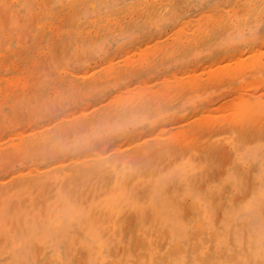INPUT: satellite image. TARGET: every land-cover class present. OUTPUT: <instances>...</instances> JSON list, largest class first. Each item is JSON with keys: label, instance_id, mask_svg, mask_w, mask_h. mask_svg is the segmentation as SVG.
Returning <instances> with one entry per match:
<instances>
[{"label": "rangeland", "instance_id": "1", "mask_svg": "<svg viewBox=\"0 0 264 264\" xmlns=\"http://www.w3.org/2000/svg\"><path fill=\"white\" fill-rule=\"evenodd\" d=\"M262 44L264 0H0V264H85L94 226L110 238L103 264H166L175 244L185 264L252 256L264 239L252 234L264 221V111L238 101L264 92L252 88L264 59L237 64ZM140 91L146 100L121 104ZM189 125L196 134H175ZM65 202L86 219L54 244ZM132 240L144 259L125 257Z\"/></svg>", "mask_w": 264, "mask_h": 264}, {"label": "bare ground", "instance_id": "2", "mask_svg": "<svg viewBox=\"0 0 264 264\" xmlns=\"http://www.w3.org/2000/svg\"><path fill=\"white\" fill-rule=\"evenodd\" d=\"M55 1V0H54ZM77 1V0H76ZM225 2V1H224ZM19 3V2H18ZM87 4V3H86ZM82 5V4H81ZM150 5V4H149ZM253 5V4H252ZM90 7V6H89ZM61 8V7H60ZM160 8V7H159ZM260 8V7H259ZM166 10V9H165ZM258 10V9H257ZM88 11V10H87ZM153 11V10H152ZM150 12V11H149ZM73 13V12H72ZM155 13V12H154ZM199 14V13H198ZM235 14V13H234ZM114 15V14H113ZM246 15V14H245ZM55 17V16H54ZM60 17V16H59ZM99 17V16H98ZM100 18V17H99ZM113 18V17H112ZM51 20V19H50ZM54 20V19H53ZM90 20V19H89ZM219 21V20H218ZM51 22V21H50ZM90 22V21H89ZM184 24V23H183ZM190 24H191V22H190ZM126 26V25H125ZM185 26V25H184ZM82 27V26H81ZM99 27V26H98ZM195 27V26H194ZM116 28V27H115ZM113 29V28H112ZM205 30V29H204ZM111 31V30H110ZM200 31V30H199ZM206 31V30H205ZM106 32V31H105ZM109 33V32H108ZM194 34V33H193ZM186 35V34H185ZM200 36V35H199ZM82 38V37H81ZM173 40V39H172ZM145 43V42H144ZM191 43V42H190ZM56 45V44H55ZM139 46V45H138ZM259 47L258 48H260V45H258ZM51 47V46H50ZM186 47V46H185ZM256 47V49H257V46H255ZM254 47V48H255ZM262 47H264V44H262ZM132 51V50H131ZM247 51H249V49H247ZM253 51H255L256 53H254L253 54V56H255V57H253V58H251V56H250V58L251 59H249V60H246V61H244V62H240L239 61V63L237 64V67H238V69H240V72H241V70L244 68V69H246V67H252V68H256V66L260 63V59H264V58H261L262 56H264V51H262L261 52V50L260 51H258V49H257V51L256 50H253ZM140 53V52H139ZM237 54V53H236ZM113 55V54H112ZM250 55V54H249ZM111 56V55H110ZM119 57V56H118ZM221 57V56H220ZM236 57H238V56H236ZM164 58V57H163ZM229 58V57H228ZM157 59V58H156ZM227 59V58H226ZM233 59V58H232ZM237 59H239V58H237ZM246 59V58H245ZM153 60V59H152ZM160 60V59H159ZM244 60V59H243ZM242 60V61H243ZM113 61V60H112ZM151 61V60H150ZM262 61H264V60H262ZM128 62V61H127ZM200 62V61H199ZM107 63V62H106ZM127 64V63H126ZM142 64V63H141ZM208 64V63H207ZM206 64V65H207ZM215 64V63H214ZM261 64H264V63H261ZM209 65V64H208ZM250 65V66H249ZM260 65V64H259ZM258 65V66H259ZM210 66H212V65H210ZM209 66V67H210ZM123 67V66H122ZM202 67V66H201ZM261 68H264V66H260ZM130 68V67H129ZM248 68V69H249ZM191 69V68H190ZM195 69V68H194ZM209 69V68H208ZM235 68H233L232 70H234ZM237 69V70H238ZM173 70V69H172ZM171 70V71H172ZM191 70H193V69H191ZM224 70V69H223ZM116 71V70H115ZM190 71V70H189ZM188 71V72H189ZM194 71H196V70H194ZM204 71V70H203ZM228 71H230V70H228ZM234 71H236V70H234ZM247 71V70H246ZM255 71V70H254ZM253 71V72H254ZM126 72V71H125ZM184 72V71H183ZM200 72V71H199ZM237 72V76L240 74V73H238L239 71H236ZM243 72V71H242ZM241 72V73H242ZM245 72V71H244ZM252 72V71H251ZM172 73V72H171ZM184 73H187V72H184ZM191 73V72H190ZM193 73V72H192ZM213 74H210V77L209 78H214V77H218V76H220V75H222V70H221V68H218V69H216V70H214V72H212ZM249 73V72H248ZM116 74V73H115ZM174 74V73H173ZM181 74V73H180ZM195 74V73H194ZM226 74V73H225ZM250 74H252V73H250ZM105 75V74H104ZM216 75H218V76H216ZM112 76V75H111ZM116 76V75H115ZM119 76V75H118ZM235 77H237L236 76V74L234 75ZM233 76V77H234ZM109 77V76H108ZM148 77V76H147ZM174 77V76H173ZM172 77V78H173ZM234 77V78H235ZM262 77H264V76H262ZM260 78H261V76H260ZM156 79H158V78H156ZM162 79V78H161ZM218 79V78H217ZM233 79V78H232ZM249 78H247V80H248ZM259 79V78H258ZM142 80H143V78H142ZM231 80V79H230ZM246 80V81H247ZM251 81V80H250ZM259 81V80H258ZM149 82V81H148ZM156 82V81H155ZM216 82H217V80H216ZM249 82V81H248ZM33 83H34V81H33ZM142 83H143V81H142ZM255 83H258V82H255ZM128 84V83H127ZM137 84V83H136ZM133 85H134V83H133ZM140 85V84H139ZM239 85V84H238ZM45 87V86H44ZM137 87V86H136ZM234 87V86H233ZM233 87H231V89L233 88ZM238 88L240 87H242L241 89H243V85L241 86H237ZM128 88V87H127ZM161 88V87H160ZM252 88H253V90L254 91H259L260 92V90L261 89H264V79H262L261 81H259V83L257 84V85H255V86H252ZM136 89V88H135ZM178 89V88H177ZM176 89V90H177ZM235 89V88H234ZM224 90V89H223ZM244 90V89H243ZM243 90H241V91H243ZM247 90V89H246ZM246 90H244V91H246ZM55 91V90H54ZM225 91H227V90H225ZM237 91V90H236ZM164 92V91H163ZM169 92V91H168ZM228 93H229V91H227ZM231 92V91H230ZM239 92V91H238ZM247 92H249V91H247ZM165 93V92H164ZM249 93H251V92H249ZM248 93V94H249ZM255 93V92H254ZM258 93V92H257ZM222 94H224L225 95V93L223 92H221V93H218L217 95H214V94H210V95H208L209 97L208 98H211L213 95L214 96H221ZM235 94V93H234ZM237 95H238V93H236ZM243 95H245L244 93L242 94V96ZM110 96V95H109ZM112 96V95H111ZM227 96V95H226ZM240 97H241V95H239ZM248 96V95H247ZM233 97V96H232ZM238 97V96H237ZM145 98H148V96H147V93L146 92H143V91H140V93H138V94H136V96H133L132 98H130L129 99V101L128 100H124V99H122V103L121 102H119V103H121L122 105L123 104H127L128 105V103H136L137 101H139V102H141L142 100H144ZM208 98H206V99H208ZM213 98H215V97H213ZM220 98V97H219ZM233 98H235V97H233ZM253 100H251L250 99V101L249 100H247V99H241L240 101H238V102H241V106H242V112H244V114H247V112H249V111H251V112H255L256 113V111H264V92H260V94L259 95H257V96H253ZM165 99V98H164ZM141 100V101H140ZM146 100V99H145ZM219 101V100H218ZM139 102H137V103H139ZM143 102V101H142ZM136 103V104H137ZM120 104V105H121ZM151 104H153V103H151ZM217 104V103H216ZM221 104H222V102H221ZM235 104L237 105V104H239V103H237V102H235ZM121 105V106H122ZM134 105V104H133ZM155 105V104H154ZM217 105H219V106H217V109H219V111H220V109H221V111H222V108L224 107V106H222V105H220V104H217ZM227 105V104H226ZM225 105V106H226ZM235 105V106H236ZM124 106V105H123ZM209 106H210V104H209ZM238 106V105H237ZM159 107V106H158ZM205 108V107H204ZM211 108H213V107H211ZM216 108V107H215ZM214 108V109H215ZM154 109H156V108H154ZM206 109V108H205ZM224 109V108H223ZM201 110V109H200ZM199 110V111H200ZM212 110V109H211ZM237 110V109H236ZM235 110V111H236ZM157 111V110H156ZM224 111L225 110H223V113H224ZM227 111H228V109H227ZM82 112V111H81ZM155 112V111H154ZM209 112H210V110H209ZM241 111H240V109H239V112L237 113V114H241L242 113ZM63 113V112H62ZM70 114H71V112H69ZM205 113V112H204ZM236 113V112H235ZM118 114V113H117ZM177 114V113H176ZM199 114V113H198ZM249 114H251V113H249ZM257 114V113H256ZM64 115H66V114H64ZM151 115V114H150ZM231 115V114H230ZM258 115V114H257ZM73 116H74V114H73ZM200 116H201V114H200ZM222 117H224V116H222ZM237 117V116H236ZM256 117V116H255ZM254 117V118H255ZM204 118V117H203ZM238 118H242V117H238ZM237 118V119H238ZM253 118V119H254ZM222 119V118H221ZM220 119V120H221ZM224 119V118H223ZM228 119H229V115H228ZM231 119H232V121L233 120H235L234 121V123H232V121H231ZM252 119V120H253ZM57 120V119H56ZM86 120V119H85ZM204 120V119H203ZM202 120V121H203ZM218 120V119H217ZM216 120V121H217ZM220 120H219V122H220ZM230 121H231V123L233 124V126H234V128H235V125H237L236 123H237V121L239 120H236L235 119V116H234V118H232V117H230V119H229ZM208 121V120H207ZM223 121V120H222ZM221 121V122H222ZM209 122H212V121H209ZM219 122H218V124H219ZM229 122V121H228ZM243 122H245V121H243ZM206 122H202V123H200V124H198V127H200L201 128V126H203L204 127V124H205ZM226 123V122H225ZM241 123V121L240 122H238V125H237V127L239 126V124ZM250 123V122H249ZM249 123L247 124L248 126H249ZM169 124V123H168ZM230 124V123H229ZM242 124H245V123H242ZM194 125V124H193ZM196 125V124H195ZM250 125H251V123H250ZM258 125V124H257ZM47 126V125H46ZM82 126V125H81ZM208 126H210V125H208ZM214 126V125H213ZM230 126H232L231 124H230ZM229 126V127H230ZM248 126H246L247 127V129H248ZM189 127V128H188ZM187 128H181V130H178L177 132H175V134L176 135H178V134H181V133H185V134H189V133H191V134H196L195 132L194 133H192V132H189L190 131V127H192V126H188ZM196 127H197V125H196ZM202 127V128H203ZM222 127V126H221ZM224 127H225V125H224ZM227 127H228V125H227ZM254 127V126H253ZM23 128V127H22ZM32 128V127H31ZM70 128V127H69ZM195 128V127H194ZM202 128H201V130H202ZM213 128V127H212ZM219 128V127H218ZM234 128H232V129H234ZM255 128V127H254ZM35 129V128H34ZM61 129V128H60ZM197 128H195V130H196ZM205 129V128H204ZM207 129V128H206ZM222 129V128H221ZM229 129V128H228ZM227 128H226V130H228ZM235 129H237V128H235ZM69 130V129H68ZM158 130V129H157ZM191 130H193V129H191ZM210 130V129H209ZM212 130V129H211ZM223 130H224V128H223ZM225 130V131H226ZM25 131V130H24ZM176 131V130H175ZM216 131V130H215ZM218 131V130H217ZM239 131V130H238ZM237 131V132H238ZM240 131H241V129H240ZM245 131H247V130H245ZM250 130H248V132H249ZM141 132V131H140ZM196 132H199V131H196ZM219 132V131H218ZM248 132L246 133V135L248 134ZM229 133V132H228ZM257 133V132H256ZM147 134V133H146ZM155 134V133H154ZM153 134V135H154ZM157 134V133H156ZM190 134V135H191ZM206 134V133H205ZM239 134V132L237 133V135ZM242 134H243V132H242ZM141 135V134H140ZM139 135V136H140ZM190 135H188V136H190ZM15 136V135H14ZM192 136V135H191ZM190 136V137H191ZM177 136H175L174 138H176ZM186 137V136H185ZM184 137V138H185ZM187 138V137H186ZM185 138V139H186ZM135 139V138H134ZM137 139V138H136ZM178 139V138H177ZM184 140V139H183ZM186 141V140H185ZM123 142V141H122ZM129 142H131V141H129ZM129 142H128V144H129ZM173 142V141H172ZM117 143V142H116ZM181 143H182V141H181ZM126 144H127V141H126ZM165 144V143H164ZM204 144V143H203ZM125 145V144H124ZM116 146H118V145H116ZM126 146V145H125ZM135 146V145H134ZM203 146V145H202ZM136 147V146H135ZM137 147H139V146H137ZM136 147V148H137ZM201 147V146H200ZM110 148V147H109ZM119 148H120V145H119ZM144 148V147H143ZM177 148V147H176ZM186 148V147H185ZM206 148V147H205ZM209 148H210V146H209ZM101 149V148H100ZM113 149V148H112ZM134 149V148H133ZM138 149V148H137ZM157 149V148H156ZM202 149V148H201ZM207 149V148H206ZM102 150V149H101ZM104 150V149H103ZM115 150V149H114ZM143 150H145V149H143ZM183 150V149H182ZM204 150V149H203ZM213 150V149H212ZM214 150H216L215 148H214ZM100 151V150H99ZM109 151H111V150H109ZM129 151V150H128ZM133 151V150H132ZM134 151H137V150H135L134 149ZM146 151V150H145ZM208 151V150H207ZM206 151V152H207ZM87 152V151H86ZM96 152H98V151H96ZM127 152V151H126ZM138 152V151H137ZM210 151H208V153H209ZM221 152V151H220ZM99 153V152H98ZM123 153V152H122ZM125 153V152H124ZM127 153H129V152H127ZM136 153V152H135ZM207 153V154H208ZM213 153V152H212ZM211 153V154H212ZM224 153V152H223ZM97 154V153H96ZM99 154H101V153H99ZM98 154V155H99ZM113 154V153H112ZM118 154V153H117ZM219 154V153H218ZM217 154V155H218ZM222 154V153H221ZM220 154V155H221ZM229 153H227L225 156H227ZM91 155V154H90ZM102 155V154H101ZM205 155H206V153H205ZM210 155V154H209ZM208 155V156H209ZM230 155V154H229ZM83 156V155H82ZM95 156V155H94ZM120 156H122V158L123 159H126L127 158V155L125 154V155H121L120 154ZM221 156H223V155H221ZM85 157V156H84ZM88 157V156H87ZM98 157V156H97ZM224 157V156H223ZM217 158V157H216ZM119 159V158H118ZM112 160H114V159H112ZM120 160V159H119ZM59 161V160H58ZM122 161V160H121ZM171 162V161H170ZM59 163V162H58ZM92 164V163H91ZM238 164V163H237ZM85 166L87 165L86 163L84 164ZM83 165V166H84ZM167 165V164H166ZM79 166H81V165H79ZM239 166V165H238ZM34 167V166H33ZM77 167V166H76ZM233 167H235V166H233ZM73 168H75V167H73ZM78 168H80V167H78ZM83 168V167H82ZM87 168V167H86ZM106 168V167H105ZM81 169V168H80ZM91 169V168H90ZM72 170V169H71ZM79 170V169H78ZM80 171H82V169L80 170ZM73 172H75V170L73 171ZM208 174V173H207ZM237 174H238V172H237ZM94 175V174H93ZM68 178L70 179L71 177H69L68 176ZM67 177H61V178H59L60 180H62V185H65V186H67L69 189H70V187H69V185L71 184V180L72 179H68ZM210 178V177H209ZM243 183V182H242ZM200 184V183H199ZM249 184V183H248ZM65 186H63V187H65ZM197 186H199V185H197ZM92 188V187H91ZM144 189V188H143ZM253 190H254V187H253ZM139 193V192H138ZM144 193V192H143ZM146 193V192H145ZM167 193V192H166ZM206 193V192H205ZM254 193V192H253ZM208 196V195H207ZM211 197V196H210ZM240 198V197H239ZM214 199V198H213ZM236 199V198H235ZM193 202V201H192ZM196 204V203H195ZM187 205V204H186ZM193 205V204H192ZM184 206V205H183ZM64 208L63 209H61V210H58L59 212V214L56 216V217H54V219H52L53 221L51 222L52 224H50L49 225V227H48V229H50V228H57V230H58V232H56V233H54L53 234V236H52V241H54L53 243L55 244L56 242H57V236L59 237V238H68V239H70L69 237V235L67 234V233H65L64 232V230H63V226L65 225V224H73L75 227H81L82 226V224L84 223V221H85V219H86V212H85V210H83L82 209V207H79V206H77V205H75V204H73L72 202H65V204H64V206H63ZM188 207V206H187ZM236 207V206H235ZM186 208V207H185ZM217 208V207H216ZM228 210V209H227ZM189 211V210H188ZM187 211V212H188ZM262 212H264V211H262ZM55 213V212H54ZM130 213V212H129ZM185 213V212H184ZM185 214H187V213H185ZM129 215V214H128ZM131 215V214H130ZM149 215V214H148ZM147 215V216H148ZM186 216V215H185ZM189 216V215H188ZM129 217V216H128ZM130 218H132V217H130ZM192 218V217H191ZM191 218H189V219H191ZM118 220V219H117ZM185 222V221H184ZM127 223V222H126ZM231 228V227H230ZM252 228H254L253 230L254 231H252V234H255V235H258V234H262V233H264V221H262V220H258L257 218H256V220H254L253 221V223H252ZM127 229V228H126ZM130 229V228H129ZM132 229V228H131ZM195 230V229H194ZM230 230V229H229ZM130 231V230H129ZM190 231V230H189ZM188 231V232H189ZM166 232V231H165ZM195 232H197V233H199L198 232V230L197 231H195ZM231 232V231H230ZM234 232V231H233ZM77 233V232H76ZM191 233V232H190ZM196 233V234H197ZM56 234H57V236H56ZM167 235V234H166ZM188 235V234H187ZM63 236V237H62ZM197 236V235H196ZM90 237H91V240H92V243H91V246H90V252H89V257H88V261H85V264H96V263H105V261L106 260H108V257H109V250H108V246H110V238H109V236L108 235H105V232L104 231H102V229H101V227H97V226H94V227H91L90 228ZM193 237V236H192ZM138 238V237H137ZM190 238V237H189ZM188 238V239H189ZM214 238V237H213ZM230 238H231V236H230ZM253 238V237H252ZM133 239V238H132ZM194 239V238H193ZM138 240V239H137ZM140 240V239H139ZM242 241V240H241ZM243 242V241H242ZM197 243V242H196ZM53 244V245H54ZM115 244V243H114ZM136 244H137V242H134V240H132V241H130V243H129V248H131L130 250H129V252L125 255V257L126 256H128V255H130L131 257H132V259H129V258H127V260L128 261H132V262H134V261H136V260H138V259H144V255H143V253L142 252H138V253H134V251H133V249H132V247L134 246H136ZM198 244V243H197ZM210 245V244H209ZM66 246V245H65ZM64 246V247H65ZM162 246H163V244H162ZM169 246H171V245H169ZM198 246V245H197ZM133 247V248H134ZM142 247V246H141ZM197 248V247H196ZM248 248H250V247H248ZM38 249V248H37ZM123 249V252L125 251L124 250V248H122ZM188 249H189V247H188ZM194 249H195V247H194ZM192 250V249H191ZM251 250H252V256H250V257H248L247 255H245V254H242V253H237L238 254V256L240 257V258H234V256L233 257H230V259H229V255L230 254H227L228 256H227V258H228V262L227 263H221V264H264V239H262V237L261 238H255V240H254V242H253V244H252V247H251ZM38 251V250H37ZM76 251V250H75ZM119 251V250H118ZM167 251H169V250H167ZM181 251V250H180ZM179 251V247L175 244L173 247H172V249H170V253L169 254H167L165 257H164V259H162L163 261H165V263L166 264H185V263H182V261L184 260V256L182 255V252H180ZM189 252V251H188ZM112 253V252H111ZM40 254V253H39ZM82 254V253H81ZM197 254V253H196ZM195 255V254H194ZM249 255V254H248ZM46 256V255H45ZM82 256H84V254L82 255ZM151 256V253L149 252L148 253V256H146L145 257V259H149L148 261L149 262H153V257H151V258H149ZM222 255H220V257H221ZM7 257V256H6ZM161 257H163V256H161ZM198 257V256H197ZM211 257V256H210ZM219 257V258H220ZM5 258V257H4ZM4 258H3V260H4ZM199 258V257H198ZM44 258H42V260H43ZM197 259V258H196ZM1 260V259H0ZM227 260V259H226ZM115 261V260H114ZM114 261H108L107 263L108 264H116ZM204 261V260H203ZM206 261H207V259H206ZM74 262H75V260H74ZM78 262V261H77ZM80 262H81V260H80ZM121 262V261H120ZM41 263V262H40ZM39 263V264H40ZM79 263V262H78ZM27 264V263H26ZM138 264V263H137ZM140 264V263H139ZM214 264V263H213Z\"/></svg>", "mask_w": 264, "mask_h": 264}]
</instances>
